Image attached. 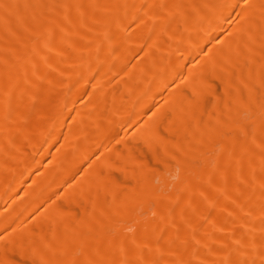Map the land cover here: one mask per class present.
I'll return each instance as SVG.
<instances>
[{
  "label": "bare ground",
  "instance_id": "obj_1",
  "mask_svg": "<svg viewBox=\"0 0 264 264\" xmlns=\"http://www.w3.org/2000/svg\"><path fill=\"white\" fill-rule=\"evenodd\" d=\"M17 257L264 264V0H0Z\"/></svg>",
  "mask_w": 264,
  "mask_h": 264
},
{
  "label": "rangeland",
  "instance_id": "obj_2",
  "mask_svg": "<svg viewBox=\"0 0 264 264\" xmlns=\"http://www.w3.org/2000/svg\"><path fill=\"white\" fill-rule=\"evenodd\" d=\"M149 160H150V159H149ZM153 164H154V163H153ZM22 258H23V257H22ZM17 259H18V260H21V262L24 261V263H25V262H26V263L28 262V259H26L25 257L23 258V260H22V259H19L18 257H17ZM25 260H26V261H25ZM28 263H30V262H28ZM28 263H27V264H28Z\"/></svg>",
  "mask_w": 264,
  "mask_h": 264
}]
</instances>
